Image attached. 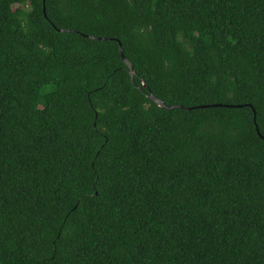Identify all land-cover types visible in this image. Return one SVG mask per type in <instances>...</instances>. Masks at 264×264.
Wrapping results in <instances>:
<instances>
[{
  "label": "trees",
  "instance_id": "obj_1",
  "mask_svg": "<svg viewBox=\"0 0 264 264\" xmlns=\"http://www.w3.org/2000/svg\"><path fill=\"white\" fill-rule=\"evenodd\" d=\"M0 264H264V0H0Z\"/></svg>",
  "mask_w": 264,
  "mask_h": 264
},
{
  "label": "water",
  "instance_id": "obj_2",
  "mask_svg": "<svg viewBox=\"0 0 264 264\" xmlns=\"http://www.w3.org/2000/svg\"><path fill=\"white\" fill-rule=\"evenodd\" d=\"M101 39H106V38H101ZM119 52H120V55H121V58L122 60L125 62V64L129 67V70H130V74H131V77L134 75V70H133V67L132 65L129 63V61L127 60V58L125 57L124 53H123V49H122V46L121 44H119ZM150 98L156 102L159 106L163 107V108H173L174 106H171V107H168L166 106L160 99L156 98L154 95H150ZM257 132L258 134L260 135V132L257 128Z\"/></svg>",
  "mask_w": 264,
  "mask_h": 264
}]
</instances>
